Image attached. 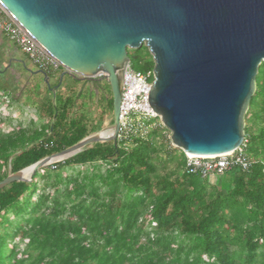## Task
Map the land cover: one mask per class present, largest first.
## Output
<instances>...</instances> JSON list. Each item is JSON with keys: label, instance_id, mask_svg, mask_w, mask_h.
I'll list each match as a JSON object with an SVG mask.
<instances>
[{"label": "trees", "instance_id": "1", "mask_svg": "<svg viewBox=\"0 0 264 264\" xmlns=\"http://www.w3.org/2000/svg\"><path fill=\"white\" fill-rule=\"evenodd\" d=\"M128 53L135 70L154 71L146 45ZM58 85L51 122L0 128V181L102 129L72 113L84 93ZM97 85L112 114L110 84ZM170 132L96 142L1 188L0 264H264V61L246 115L250 169L190 174Z\"/></svg>", "mask_w": 264, "mask_h": 264}, {"label": "water", "instance_id": "2", "mask_svg": "<svg viewBox=\"0 0 264 264\" xmlns=\"http://www.w3.org/2000/svg\"><path fill=\"white\" fill-rule=\"evenodd\" d=\"M7 12L75 78L106 80L113 123L9 174L32 180L51 163L96 142L117 141L129 49L155 60L149 99L185 154L219 155L245 141L246 115L264 61V0H0ZM49 78L48 74L41 70ZM102 72L103 74L96 77ZM62 75V78H63ZM64 157L51 160L55 156ZM31 168L30 176L22 171Z\"/></svg>", "mask_w": 264, "mask_h": 264}, {"label": "built area", "instance_id": "3", "mask_svg": "<svg viewBox=\"0 0 264 264\" xmlns=\"http://www.w3.org/2000/svg\"><path fill=\"white\" fill-rule=\"evenodd\" d=\"M0 31L15 42L46 73L64 68L61 62L23 28L1 3ZM102 74L100 73L96 77ZM151 75L154 76V72L146 74L135 70L131 61L127 65L123 79L118 139H127L131 136L147 138L153 126L158 124L165 126L160 115L150 105L149 91L151 92L154 81L150 80ZM186 156V171L190 174H198L201 177L222 174L234 167L248 170L255 162V158L246 152L244 143L231 152L219 155L186 154Z\"/></svg>", "mask_w": 264, "mask_h": 264}, {"label": "rangeland", "instance_id": "4", "mask_svg": "<svg viewBox=\"0 0 264 264\" xmlns=\"http://www.w3.org/2000/svg\"><path fill=\"white\" fill-rule=\"evenodd\" d=\"M56 72H60V70H55V73ZM78 81L79 82H70V84L64 86V88H62L61 90L65 91L70 87L71 92L74 93V95H78L81 91L84 93L83 96L77 100L76 107L72 109V113L78 114L82 111L87 112L89 117H94L102 121L103 127L101 130H103L105 127L113 123V113L104 114L102 112V105H100L101 103L98 102L102 101L101 96L103 94V88L98 87L96 83L97 80L78 78ZM99 82L106 83L107 81L103 80ZM57 88H59V85L57 87L51 86L50 90L45 89L43 91H38L37 93H35L34 97L27 96V94H29L28 92L30 91L29 89L28 91L19 89L13 95L11 93L9 94L5 89L1 88L0 128L8 131L12 128L18 127L19 125L29 127L34 125L39 126L42 123L51 122V118L47 113V106L50 103L52 92H54V90ZM92 92L94 93V95H90ZM84 107L85 109L83 110ZM171 134V132L168 133V136L171 137ZM215 178V175L211 176L212 181H214Z\"/></svg>", "mask_w": 264, "mask_h": 264}, {"label": "crops", "instance_id": "5", "mask_svg": "<svg viewBox=\"0 0 264 264\" xmlns=\"http://www.w3.org/2000/svg\"><path fill=\"white\" fill-rule=\"evenodd\" d=\"M0 33V87L9 94L14 95L19 89L25 91L29 89L27 96L34 97L38 91L50 90V86L57 87L58 82L63 83L62 88H64L70 82L78 80L70 74L63 75L64 68L60 72H52L54 75L46 78L41 69L15 42L3 32Z\"/></svg>", "mask_w": 264, "mask_h": 264}, {"label": "bare ground", "instance_id": "6", "mask_svg": "<svg viewBox=\"0 0 264 264\" xmlns=\"http://www.w3.org/2000/svg\"><path fill=\"white\" fill-rule=\"evenodd\" d=\"M100 73H102V72H100ZM111 130L110 129H108V130H103V131H101L100 132V135L101 136H108V135H110L111 134ZM189 155H195V154H189ZM65 155H63V156H55V157H53L51 160H57V159H60V158H62V157H64ZM200 156H214V155H200ZM31 168H29V169H25V170H23L22 171V174L25 176V177H28V176H30V173H31Z\"/></svg>", "mask_w": 264, "mask_h": 264}]
</instances>
